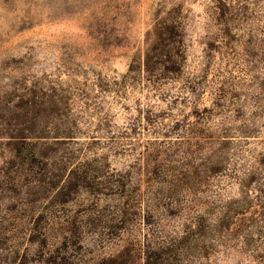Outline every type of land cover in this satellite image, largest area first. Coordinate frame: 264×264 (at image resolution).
Wrapping results in <instances>:
<instances>
[{
	"label": "rangeland",
	"instance_id": "obj_1",
	"mask_svg": "<svg viewBox=\"0 0 264 264\" xmlns=\"http://www.w3.org/2000/svg\"><path fill=\"white\" fill-rule=\"evenodd\" d=\"M0 264H264V0H0Z\"/></svg>",
	"mask_w": 264,
	"mask_h": 264
}]
</instances>
